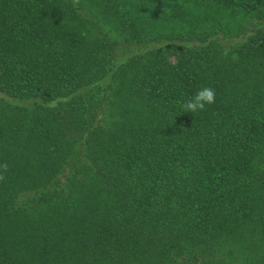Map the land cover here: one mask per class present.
Returning <instances> with one entry per match:
<instances>
[{
  "label": "trees",
  "instance_id": "1",
  "mask_svg": "<svg viewBox=\"0 0 264 264\" xmlns=\"http://www.w3.org/2000/svg\"><path fill=\"white\" fill-rule=\"evenodd\" d=\"M3 163L0 264H264V0H0Z\"/></svg>",
  "mask_w": 264,
  "mask_h": 264
},
{
  "label": "clouds",
  "instance_id": "2",
  "mask_svg": "<svg viewBox=\"0 0 264 264\" xmlns=\"http://www.w3.org/2000/svg\"><path fill=\"white\" fill-rule=\"evenodd\" d=\"M213 103H215V90L206 86L199 89L195 95L186 100L182 107L185 112L196 113L204 110L206 105H211ZM7 170V163L0 164V181L5 178L3 173H6Z\"/></svg>",
  "mask_w": 264,
  "mask_h": 264
},
{
  "label": "rangeland",
  "instance_id": "3",
  "mask_svg": "<svg viewBox=\"0 0 264 264\" xmlns=\"http://www.w3.org/2000/svg\"><path fill=\"white\" fill-rule=\"evenodd\" d=\"M129 53H130V52H129ZM118 58L120 59V58H122V56H121V57H118Z\"/></svg>",
  "mask_w": 264,
  "mask_h": 264
}]
</instances>
